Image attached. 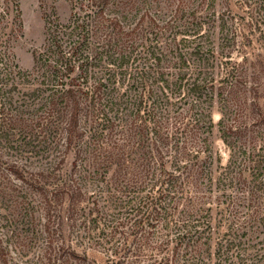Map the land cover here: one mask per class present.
Segmentation results:
<instances>
[{
  "label": "trees",
  "instance_id": "1",
  "mask_svg": "<svg viewBox=\"0 0 264 264\" xmlns=\"http://www.w3.org/2000/svg\"><path fill=\"white\" fill-rule=\"evenodd\" d=\"M69 1L0 52V264H264V0Z\"/></svg>",
  "mask_w": 264,
  "mask_h": 264
},
{
  "label": "rangeland",
  "instance_id": "2",
  "mask_svg": "<svg viewBox=\"0 0 264 264\" xmlns=\"http://www.w3.org/2000/svg\"><path fill=\"white\" fill-rule=\"evenodd\" d=\"M156 4V0H140L138 8H134L128 18L122 19L123 23L125 25L134 24L144 12V8ZM71 12L69 0H0V52L7 54L11 61H14L21 70L32 71L35 65L34 51L40 50L45 41L47 18L51 20L57 18L60 23H66L70 18ZM116 14L121 17L119 11ZM254 46L256 48L259 47L257 44ZM219 118L220 116L215 107L213 109L214 122H218ZM212 139L214 150L219 152L223 163H225L227 151L219 137L217 128L213 131ZM60 144L59 149H62L64 147L63 143ZM50 152L55 156L54 159H57V155H59L58 149ZM72 156V154L69 155L66 169L70 167V162L73 160ZM10 160H16L30 171L45 168L51 163L50 157L46 159L45 157H37L31 161L26 154L18 157L15 155ZM109 172L111 174L112 169ZM110 174L108 173V176ZM94 259L97 264H105L103 257L99 253L95 255Z\"/></svg>",
  "mask_w": 264,
  "mask_h": 264
}]
</instances>
